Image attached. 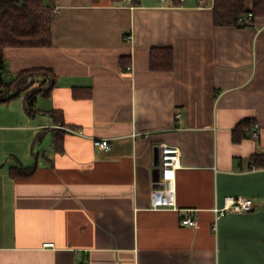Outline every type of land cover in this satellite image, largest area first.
<instances>
[{"label": "crops", "instance_id": "crops-1", "mask_svg": "<svg viewBox=\"0 0 264 264\" xmlns=\"http://www.w3.org/2000/svg\"><path fill=\"white\" fill-rule=\"evenodd\" d=\"M43 1L51 44L3 51L5 80L39 67L53 86L33 111L26 92L0 100V264H264V16L236 28L215 24L214 0ZM159 48L170 68L151 67ZM162 144L182 152L176 206L153 209ZM230 196L253 209L218 217Z\"/></svg>", "mask_w": 264, "mask_h": 264}, {"label": "trees", "instance_id": "trees-1", "mask_svg": "<svg viewBox=\"0 0 264 264\" xmlns=\"http://www.w3.org/2000/svg\"><path fill=\"white\" fill-rule=\"evenodd\" d=\"M178 3L180 0H173ZM213 15L218 26L246 28L253 25L257 16H264V0H253L248 9L244 0H214ZM252 17L249 18L248 15ZM53 9L43 0H0V100H7L20 92H26L27 109L33 111L39 94H48L53 86L51 72L33 67L19 71L7 81L6 61L3 51L7 47H45L52 42ZM172 51L154 49L151 67L170 68ZM36 80L40 85L35 86ZM243 126L244 131L247 127ZM252 161L256 167H264V153H257ZM33 167L18 166L11 169V176L28 175Z\"/></svg>", "mask_w": 264, "mask_h": 264}, {"label": "built area", "instance_id": "built-area-1", "mask_svg": "<svg viewBox=\"0 0 264 264\" xmlns=\"http://www.w3.org/2000/svg\"><path fill=\"white\" fill-rule=\"evenodd\" d=\"M203 0H200L202 2ZM252 17L251 14L248 15ZM179 116V115H178ZM251 136L257 137L259 135V124L254 123L250 127ZM95 145L105 150L110 149L108 139H95ZM181 149L175 145L162 144L160 146V178L159 183L162 187L153 188L151 194V207L153 209H161L165 207L176 206L175 200V180L176 172L181 167ZM253 209V200L243 196L226 197L225 204L222 208H216L217 216H223L227 211H250ZM185 225L195 226L196 221L191 217L182 219ZM52 244H49L51 246Z\"/></svg>", "mask_w": 264, "mask_h": 264}, {"label": "water", "instance_id": "water-1", "mask_svg": "<svg viewBox=\"0 0 264 264\" xmlns=\"http://www.w3.org/2000/svg\"><path fill=\"white\" fill-rule=\"evenodd\" d=\"M155 158H156V160H155V163H156V165L158 166V174H160V149H159V147H156V154H155ZM159 175H158V177L156 178V181L158 180L159 181ZM156 187H162V185H161V183H158L157 185H156Z\"/></svg>", "mask_w": 264, "mask_h": 264}, {"label": "rangeland", "instance_id": "rangeland-1", "mask_svg": "<svg viewBox=\"0 0 264 264\" xmlns=\"http://www.w3.org/2000/svg\"><path fill=\"white\" fill-rule=\"evenodd\" d=\"M11 76H12V75H9V74L6 75V79L9 80ZM40 84H41V83H40V81H38V80H36V82L34 83L35 86H38V85H40Z\"/></svg>", "mask_w": 264, "mask_h": 264}]
</instances>
